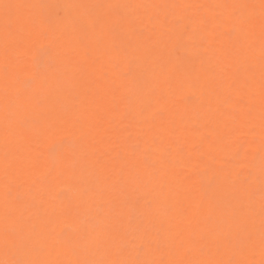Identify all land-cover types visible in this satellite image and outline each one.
Returning <instances> with one entry per match:
<instances>
[{"label": "bare ground", "instance_id": "6f19581e", "mask_svg": "<svg viewBox=\"0 0 264 264\" xmlns=\"http://www.w3.org/2000/svg\"><path fill=\"white\" fill-rule=\"evenodd\" d=\"M260 3L0 0V26L9 13L52 17L75 57L41 55L33 41L30 86L13 77L6 91L13 56L0 33V260H166L179 232L185 258L264 264ZM233 4L255 5L251 50ZM98 16L103 33L81 31ZM15 87L29 99L18 103ZM6 105H17L11 116ZM45 108L82 127L41 125ZM6 152L24 162L7 176ZM252 221L257 243L233 253L231 237Z\"/></svg>", "mask_w": 264, "mask_h": 264}, {"label": "snow or ice", "instance_id": "6c2138e0", "mask_svg": "<svg viewBox=\"0 0 264 264\" xmlns=\"http://www.w3.org/2000/svg\"><path fill=\"white\" fill-rule=\"evenodd\" d=\"M5 9L13 8H39L40 5H20V4H4ZM187 7V6H186ZM226 8L232 9L237 14V19L240 24L241 36L243 46L251 50L254 47V25H255V5L248 4H233L224 5ZM260 61H261V103L264 105V0L260 3ZM204 23V21H201ZM107 18L98 16L90 24L84 23L80 25L81 31H99L103 33L107 28ZM57 22L52 17L35 16L29 17L21 21L15 18L12 14H7L4 18L3 25L0 26V33L3 35L2 50L5 57L11 53L13 62L6 66L5 69V90L13 87V77L17 81H21L26 86H30L34 76V72H30L25 57L29 53V47L33 41H40L41 55L58 56L62 59L68 60L69 63H74V42L71 39L61 41L59 44L56 41L60 37L56 36ZM47 42V43H44ZM53 48L56 49L53 52ZM34 60V57H33ZM32 68L35 67L33 64ZM27 87L25 88V92ZM15 93L18 103H23L29 97L25 96L19 87H15ZM17 105H6V111L9 116L14 112ZM39 123L47 128L67 127L70 129H78L82 127V121L79 116L70 111H55L49 109L41 110V119ZM66 139V137L62 138ZM6 160V176L7 168L13 166H22L23 161L15 158H9V154L5 153ZM7 189V185H6ZM9 191L5 193V207H8ZM11 237L6 235V242ZM185 237L181 233H177L174 242L171 246V253L169 259H117V260H81V259H51V260H14L4 259L0 260V264H243L238 259H215V258H185L188 257L191 249L183 247ZM258 242L261 252L264 253V200L261 202L260 209V224ZM69 243V242H66ZM230 248L233 253H242L257 243V233L254 221L240 227L236 233L231 237ZM71 250L73 254H79V248L75 242L71 243ZM203 249L201 252L203 253Z\"/></svg>", "mask_w": 264, "mask_h": 264}]
</instances>
